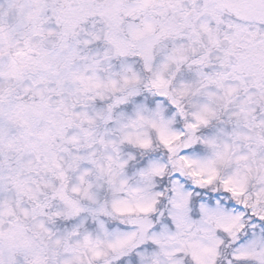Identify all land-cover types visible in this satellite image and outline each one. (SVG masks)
<instances>
[{"label": "snow or ice", "instance_id": "obj_1", "mask_svg": "<svg viewBox=\"0 0 264 264\" xmlns=\"http://www.w3.org/2000/svg\"><path fill=\"white\" fill-rule=\"evenodd\" d=\"M0 264H264V0H0Z\"/></svg>", "mask_w": 264, "mask_h": 264}]
</instances>
